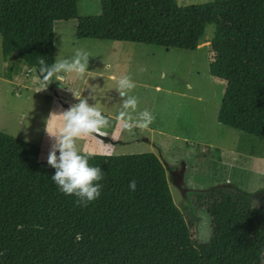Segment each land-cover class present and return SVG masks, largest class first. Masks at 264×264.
Segmentation results:
<instances>
[{
	"label": "trees",
	"instance_id": "16d2710c",
	"mask_svg": "<svg viewBox=\"0 0 264 264\" xmlns=\"http://www.w3.org/2000/svg\"><path fill=\"white\" fill-rule=\"evenodd\" d=\"M70 20L78 39L184 51L197 50L213 26L209 73L225 84L217 122L264 140V0H100V13L85 17L77 0H0L2 55L16 53L32 69L41 60L51 66L54 24ZM50 83L52 92L55 76ZM39 155V147L0 132V264L264 263L257 192L225 183L198 195L211 223L210 240L199 244L154 153L90 155L104 179L87 206L59 191Z\"/></svg>",
	"mask_w": 264,
	"mask_h": 264
},
{
	"label": "rangeland",
	"instance_id": "374dc122",
	"mask_svg": "<svg viewBox=\"0 0 264 264\" xmlns=\"http://www.w3.org/2000/svg\"><path fill=\"white\" fill-rule=\"evenodd\" d=\"M208 1L178 0V4L188 6ZM77 11L79 17L98 15L100 0H77ZM76 28V20L54 24V59H71L77 49L89 56L88 72L82 77L76 73H61V76L110 121L108 127L101 129L102 135L97 137L92 154L104 155L110 151L113 155L146 152L157 155L167 170L174 203L188 223L192 239L199 244L210 240L211 223L209 216L196 206L198 195L230 183L264 198L259 191L264 187L253 191L260 187L254 182L259 178L264 180V140L217 122L225 84L209 73L213 26L206 28L195 51L80 40L76 37ZM16 71L10 77L16 79V75L17 80L29 77L24 81L26 85H35L38 89L43 85L36 71L27 77L25 69L16 67ZM125 75L136 84L129 95L138 100L137 113L147 109L155 117L147 128L121 131L116 120L122 100L116 90L117 81ZM64 88V80L55 79L54 91L48 92L55 99L54 94H58L60 100ZM21 91L31 93L28 89L21 88ZM74 96H69L70 105L78 102ZM227 176L230 179H226ZM237 178L242 183H235Z\"/></svg>",
	"mask_w": 264,
	"mask_h": 264
},
{
	"label": "clouds",
	"instance_id": "9594fccd",
	"mask_svg": "<svg viewBox=\"0 0 264 264\" xmlns=\"http://www.w3.org/2000/svg\"><path fill=\"white\" fill-rule=\"evenodd\" d=\"M88 57L85 51L77 49L71 59H59L51 66L41 60L38 77L43 87L37 92L46 89L51 84L53 76L56 77V81H61L64 78L61 73H76L82 77L88 72ZM117 85L116 90L122 100L116 120L121 131H131L134 127L147 128L155 117L147 109L137 113L138 100L135 96L129 95L136 87L135 82L125 75L118 79ZM74 97L77 103L67 109L58 107L50 111L44 119L43 131L51 141L47 165L55 170L50 179L57 185L59 191L77 197V205L87 206L99 198L103 187L99 182L104 179V172L101 167L89 164V157L92 154L78 151L76 142L102 135L101 129L108 127L110 121L97 107L90 104L87 98ZM103 154L111 156L114 153L109 151ZM128 187L130 191H135L136 181L130 180Z\"/></svg>",
	"mask_w": 264,
	"mask_h": 264
},
{
	"label": "crops",
	"instance_id": "0c3cea01",
	"mask_svg": "<svg viewBox=\"0 0 264 264\" xmlns=\"http://www.w3.org/2000/svg\"><path fill=\"white\" fill-rule=\"evenodd\" d=\"M1 57L0 132L39 147V159L45 162L47 161V155L51 141L43 131L44 119L48 116L50 111H53L58 107H61L63 109H66L65 105L69 107V96H79V94L77 93V90L74 89L73 85L67 84L64 76L63 80L65 88L64 93L62 94L63 98L60 97V100L58 94H54V96L57 98L55 99L51 94H49L50 91L48 92L47 89L37 92L39 90L38 87H36L35 85H26V83L24 82L25 80L29 79V77L27 79L21 80H17L18 78L16 75V79L10 77L11 73H17V71L15 72L16 67L26 70L24 73L25 77H27V74H30L32 71H35V69L29 68L16 53H11L6 56L2 55ZM13 85H16V87L14 88ZM42 86L43 85H41L40 89L42 88ZM21 88L28 89L31 91V93L23 94ZM97 140V137H87L81 140H77V150L82 153L92 154L93 152L91 151H93L97 146ZM226 179H230V177L227 176ZM258 180L260 183L258 182V184H256V181ZM238 181L242 183V180L238 178L235 180V183L238 184ZM243 181L246 180L244 179ZM256 181L254 182V185H260V187L258 186L253 191L259 190L260 188L264 187V180H262V178H259ZM250 184L252 183L250 182ZM247 191L250 192L251 190L247 189Z\"/></svg>",
	"mask_w": 264,
	"mask_h": 264
},
{
	"label": "water",
	"instance_id": "95a60500",
	"mask_svg": "<svg viewBox=\"0 0 264 264\" xmlns=\"http://www.w3.org/2000/svg\"><path fill=\"white\" fill-rule=\"evenodd\" d=\"M35 71H36L37 75L39 76V71H38V69H36ZM59 86H60V85H57V87H59Z\"/></svg>",
	"mask_w": 264,
	"mask_h": 264
}]
</instances>
